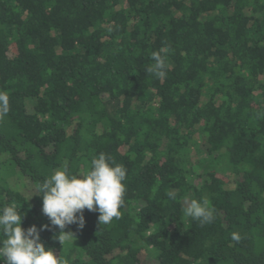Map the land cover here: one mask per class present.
<instances>
[{
    "label": "trees",
    "instance_id": "16d2710c",
    "mask_svg": "<svg viewBox=\"0 0 264 264\" xmlns=\"http://www.w3.org/2000/svg\"><path fill=\"white\" fill-rule=\"evenodd\" d=\"M0 91V209L67 264H264V0H0ZM101 152L127 169L109 224L85 209L61 230L9 185ZM190 199L212 223L185 217Z\"/></svg>",
    "mask_w": 264,
    "mask_h": 264
},
{
    "label": "clouds",
    "instance_id": "9594fccd",
    "mask_svg": "<svg viewBox=\"0 0 264 264\" xmlns=\"http://www.w3.org/2000/svg\"><path fill=\"white\" fill-rule=\"evenodd\" d=\"M109 31H112L109 28ZM171 49L168 46L151 53L154 64L146 72L156 78L166 76V60ZM10 111L9 95L0 91V122L4 121ZM127 169L117 163L111 156L101 152L90 161V167L83 172L73 173L68 164L58 167L53 174L33 186L32 195L42 199V213L48 217L50 224L63 230L66 226L76 224L84 226L83 211L99 213V224H109L114 218L122 215L120 209L124 205L126 194ZM169 199H176V193L169 191ZM16 205L0 209V259L4 264H67L46 248L40 240V234L35 225L23 229L21 221L23 213ZM184 215L193 221H199L201 226L213 222L214 209L207 199H190L186 201ZM48 225H42L44 230ZM60 239L73 237L63 231ZM239 233L233 232L231 239L239 242ZM60 241V240H59Z\"/></svg>",
    "mask_w": 264,
    "mask_h": 264
},
{
    "label": "rangeland",
    "instance_id": "374dc122",
    "mask_svg": "<svg viewBox=\"0 0 264 264\" xmlns=\"http://www.w3.org/2000/svg\"><path fill=\"white\" fill-rule=\"evenodd\" d=\"M194 141H199V136L197 134L194 136ZM9 185L14 189L19 190L30 200L35 196V194L32 195L33 185L28 181L12 178L9 180ZM140 261L142 264H154L153 259L146 254L141 255Z\"/></svg>",
    "mask_w": 264,
    "mask_h": 264
}]
</instances>
